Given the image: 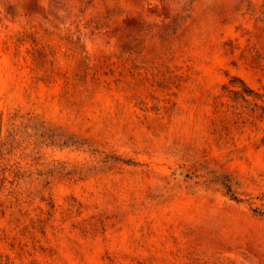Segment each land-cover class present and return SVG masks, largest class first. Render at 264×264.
I'll list each match as a JSON object with an SVG mask.
<instances>
[{"label": "rangeland", "instance_id": "obj_1", "mask_svg": "<svg viewBox=\"0 0 264 264\" xmlns=\"http://www.w3.org/2000/svg\"><path fill=\"white\" fill-rule=\"evenodd\" d=\"M263 6L0 0V264H264Z\"/></svg>", "mask_w": 264, "mask_h": 264}, {"label": "trees", "instance_id": "obj_2", "mask_svg": "<svg viewBox=\"0 0 264 264\" xmlns=\"http://www.w3.org/2000/svg\"><path fill=\"white\" fill-rule=\"evenodd\" d=\"M255 9V8H254ZM263 9H264V6H263ZM264 12V10H263ZM243 83V86H244V90H240V89H233L235 94L237 95L236 97H241L243 98L244 100H248L247 98V94L249 93H246L247 91H251L248 86L245 84V82H242ZM255 95L257 97H263L264 94H261L259 92H254ZM263 110H264V106H262ZM17 117H24L23 115H19L18 113H14L12 115L9 116V119H13V122H12V126H11V129L9 130V135L10 138L13 140H15L16 138V135H17V128H16V123H15V119ZM33 117L32 116H29L28 117V120H31ZM3 113H0V139L2 138L3 136ZM54 140H56V138H54ZM58 140H62V144H65V145H68V144H78L80 145L81 143H78L76 140H74L73 138L71 137H68V138H63V137H59ZM53 141V140H51ZM8 143V141H6L4 143V145ZM222 183L224 184V186L227 188V192L231 194V196L237 200H240V198L235 194V192L232 190V185L230 183V180L228 178H224L222 179Z\"/></svg>", "mask_w": 264, "mask_h": 264}]
</instances>
